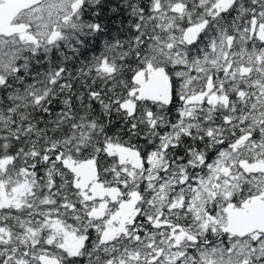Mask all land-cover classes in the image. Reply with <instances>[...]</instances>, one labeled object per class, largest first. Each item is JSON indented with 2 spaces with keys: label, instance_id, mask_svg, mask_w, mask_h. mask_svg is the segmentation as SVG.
Masks as SVG:
<instances>
[{
  "label": "snow or ice",
  "instance_id": "snow-or-ice-1",
  "mask_svg": "<svg viewBox=\"0 0 264 264\" xmlns=\"http://www.w3.org/2000/svg\"><path fill=\"white\" fill-rule=\"evenodd\" d=\"M0 264H264V0H0Z\"/></svg>",
  "mask_w": 264,
  "mask_h": 264
}]
</instances>
